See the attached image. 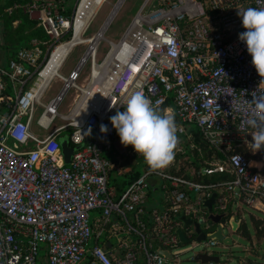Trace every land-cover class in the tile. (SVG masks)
Instances as JSON below:
<instances>
[{
	"label": "built area",
	"instance_id": "1",
	"mask_svg": "<svg viewBox=\"0 0 264 264\" xmlns=\"http://www.w3.org/2000/svg\"><path fill=\"white\" fill-rule=\"evenodd\" d=\"M67 2L13 0L4 8L9 14H27L46 39H30L6 65L0 64V264H36L41 248L46 264H179L171 252L183 244L176 229L197 243L193 222L202 213L201 201L210 196L202 197L208 185L172 173L173 158L117 191L111 177L122 176L130 166L123 168L113 157L130 162L139 154L131 145L117 143L108 117L122 110L135 91L158 109L171 95L172 107L163 111L172 110L179 119L176 135L189 139L187 127L194 124L223 153V159L206 161L202 173L232 175L215 197L217 211L229 204L255 207L264 202L263 167L231 151L234 144L251 142L246 124L254 109L251 99L264 94V77L237 38L244 31L237 11L264 8V0H143L116 42L102 36L108 44L102 60L96 61L95 44L88 54V41L68 76L57 75L63 81L60 90L42 103L52 79L42 87L40 72L73 21H68ZM86 62L88 83L79 86L75 80ZM92 83L98 93L107 83L108 92L90 101ZM70 87L81 94L73 111L62 115L58 107ZM36 105L42 107L36 125L43 135L29 128ZM56 117L66 122L49 129ZM102 123L108 126L106 133L99 131ZM62 130H69L70 146L80 145L68 164L57 137ZM109 152L113 156L107 157ZM157 188L169 204L148 207L147 190ZM93 210L99 215L91 217ZM183 218H190L191 225ZM215 243L200 244L208 248ZM157 248L170 256L163 257Z\"/></svg>",
	"mask_w": 264,
	"mask_h": 264
},
{
	"label": "clouds",
	"instance_id": "2",
	"mask_svg": "<svg viewBox=\"0 0 264 264\" xmlns=\"http://www.w3.org/2000/svg\"><path fill=\"white\" fill-rule=\"evenodd\" d=\"M237 15L244 29L237 38L245 44L255 71L264 77V8L249 6L239 9ZM251 102L254 109L246 124L252 129L248 144L252 152H256L264 150V94L253 96ZM108 120L119 142L124 146L131 145L151 170L162 169L173 160L177 144L174 112L154 107L142 91L133 92L122 110L115 111ZM99 131L106 133L108 126L100 124Z\"/></svg>",
	"mask_w": 264,
	"mask_h": 264
},
{
	"label": "trees",
	"instance_id": "3",
	"mask_svg": "<svg viewBox=\"0 0 264 264\" xmlns=\"http://www.w3.org/2000/svg\"><path fill=\"white\" fill-rule=\"evenodd\" d=\"M21 1V0H17ZM77 0H68L67 6V15L68 21L71 23L74 4ZM13 0H0V45L4 49V55L1 56V60L7 59V61L14 57L16 51L19 48L27 47L28 41L32 38H39L42 40L46 39V35L41 30V28L36 27V22L33 19H30L27 14L21 12L20 10H16L9 13L4 11V8L8 6ZM72 38L71 30H68V40ZM45 48V46H42ZM171 95H169L165 102L160 107V110H164L166 107H172ZM175 124L180 123L179 119L174 113ZM194 124H191L187 127V132L190 134V138L179 137L177 136V145L181 146V150H174V165L170 168L172 173L180 174L191 178V180H196L200 183L206 184V188L202 189V197H207L212 192L216 193V197H218L222 191L221 183L232 178V175L229 173H211L206 174L202 173L201 168L206 166V161L213 159H223V153L219 150L211 147L207 141L204 139L202 133ZM117 135V134H116ZM129 146V145H127ZM231 151L240 153L247 158L257 160L259 157L252 154L249 148L245 144H234L232 146ZM260 156L263 158V152L261 150ZM214 155V156H213ZM134 159L136 163L131 165L130 168L120 177H111L110 182L112 184H116V190H122L129 182L137 178L142 172L149 169V167L144 163L142 157L140 155H135ZM264 171V169H263ZM152 189L147 190V199H148V207L156 206L161 207L168 205L169 203L165 200V198L161 195H152ZM151 193V196H150ZM192 197V195H190ZM154 198L156 202H154ZM152 199V201H151ZM216 209V205L214 206ZM232 210L230 206L220 213V220L227 219L232 214L236 213L239 215V209ZM204 210V208H202ZM250 222H252L253 226L256 228L255 236L257 239H261L264 235V222L260 220V218L255 217L252 213H250ZM212 224L209 225L211 227ZM245 224H242L241 234H244L246 228H244ZM45 255L44 248H41L39 252Z\"/></svg>",
	"mask_w": 264,
	"mask_h": 264
},
{
	"label": "rangeland",
	"instance_id": "4",
	"mask_svg": "<svg viewBox=\"0 0 264 264\" xmlns=\"http://www.w3.org/2000/svg\"><path fill=\"white\" fill-rule=\"evenodd\" d=\"M117 0H103L100 1L98 3V6L96 7V9L94 10V13L92 14V16L89 18L85 28H83L84 30L81 33V38L84 40L83 43L74 46L68 53V55L65 57L66 59L64 60V63L61 67H59V71L58 74H60L61 76H66L69 72L70 69H73L76 64L78 63L77 61L80 60L81 56L85 54L86 50L88 49V41L92 43V46L89 48V50L94 48V44L97 46L95 49V58L96 61L102 60V58L104 57V55L107 52L108 49V44L105 42V40H103L102 36L106 39H109L113 42H116L119 37L121 36V34L124 32V30L126 29L125 27L129 25L131 19L133 18V16L137 13L139 7L141 6V4L143 3V0H122V2L120 3V5L118 4L117 8L115 9V11L111 14L108 24L104 27L103 24L104 22L107 20V18L109 17L110 13L113 10V6L116 4ZM155 4V0H152V2H150V4ZM147 10V9H146ZM68 30H71L72 32V37L74 36V29L71 23V28H67ZM99 32H101L100 37L97 38V40H90L95 34H98ZM70 38H71V34H70ZM64 41H69L68 40V34L64 35ZM101 39V40H99ZM88 40V41H87ZM95 41V42H94ZM51 49H53V46H51ZM88 50V52H89ZM4 55V49L2 48V46L0 45V61H4L1 60V56ZM7 60V59H6ZM89 76V62H86L80 70L79 76L78 78L75 80V84L79 85V86H85L88 83V80H85L83 84H81L80 82H82L83 79H85L86 77ZM28 84H30V82H28ZM63 81L58 77L55 76L49 86L47 87L45 93L43 94V97L41 98V102L42 103H47L48 100L54 96V94H56L60 88L62 87ZM72 92V93H71ZM69 94H71L73 97L75 96H79V94H81V92H79V90H77L74 87H70V89L67 91V93L65 94L64 98L62 99L61 103L59 104L58 107V112L62 115H67L71 112L70 108H68V98H69ZM72 99V98H71ZM42 112V107L39 105H36L33 111V115H32V119H31V131L35 134L38 135H43L45 132L43 130H41L40 128H38V126L36 125V120L38 119L40 113ZM69 121V120H68ZM65 120H62L59 117H56V119L53 121V124L51 125V127H49V129H53L54 127H59V125L65 123ZM194 126V125H193ZM68 131L69 130H62L61 134H64V137L61 138H66L68 136ZM59 137V140L61 139ZM246 146L249 148V150L251 151L252 154L256 155L257 157H259V159L257 158V160L255 161H261L264 162V156L263 158L260 156V152L261 150H257L256 152H252V148L249 146V144H246ZM263 152V150H262ZM250 159V158H248ZM251 161H254L253 159H250ZM253 165H257L256 163H253ZM258 166V165H257ZM264 166V165H261ZM120 177V176H118ZM152 195L154 196H158L160 194L159 189L157 188V190H151ZM151 196V193H150ZM156 198H154V202ZM152 201V199H151ZM242 207H244L247 211L244 214V222L247 225V230L249 231L251 237H252V246L250 249H248L246 247V252L247 254H245V252L240 251L239 255L240 257H244L246 256V258L252 262V263H256V264H264V259L260 260V256H261V249H264V235L263 237L256 242L254 240V233L256 232V228L252 227L250 224V217H249V213H252L253 215H255L256 217H259L260 220H262V222H264V213L262 212H258V211H254L252 210V208H249L248 206L243 205ZM251 210V211H249ZM98 214L96 216L99 215V212H97ZM93 217V215L91 216ZM198 217V216H197ZM202 227H205L204 224H202ZM233 239L235 241V243H239L240 246L236 247V248H243L245 247L244 245L246 244V241L242 240L241 238H238L237 236H233ZM254 244V246H253ZM247 246L249 247L250 244L248 243ZM203 249V245L195 243L193 241L186 243V244H177L176 246L171 248V252L173 254H175L174 257H176L177 261L179 264H198V262L191 260V256H192V251L195 250H202ZM258 250V252H257ZM207 251L210 253H221L222 251V246L218 243H215L213 246H209L207 248ZM41 252L38 253L37 255V262L36 264H46L45 260V255L41 254ZM225 254H222L221 260L219 262V264H248L246 262L243 261H232L231 259H224L225 258Z\"/></svg>",
	"mask_w": 264,
	"mask_h": 264
},
{
	"label": "water",
	"instance_id": "5",
	"mask_svg": "<svg viewBox=\"0 0 264 264\" xmlns=\"http://www.w3.org/2000/svg\"><path fill=\"white\" fill-rule=\"evenodd\" d=\"M80 0L76 2L74 14L71 17L72 20L74 19V15L76 12L77 5ZM73 22V21H72ZM59 146L61 149V153L63 156L62 161H64L65 164H68L70 162L71 154L73 150L76 148H80V145L75 146L74 148L69 145V142L66 138H61L59 140ZM114 162L119 163L122 167H128L129 165H134L136 163L135 160H132L131 162H126V160H120L114 159ZM215 197L216 193L212 192L208 198H205L201 201V206L205 207L207 210V217L206 220L202 217H199L197 221L193 222L194 232L196 233L195 241L200 244L203 241H207L210 239H213L216 241V243L220 244L222 246V251L220 254H225L224 259H231L232 261H243L248 264H256L250 262L246 256L240 257L239 252H244V248H236L240 246L239 243H235L233 236H237L238 238L240 235H238L239 232H241L242 227V219L237 218L232 214L227 219L220 220V213H214L212 211L213 205L215 203ZM185 225H191L190 218H183L182 219ZM207 223L208 225L212 224L211 227H201V224ZM176 233L178 236V239L181 243L186 244L189 243V239L184 235V232L181 228L176 229ZM243 240V238H241ZM109 246V243L102 246L103 250H106V248ZM159 254L163 255V257L168 258L170 256V253L167 250H163L160 248H157L156 250ZM247 252L245 251L246 255ZM218 253H210L207 251V248H203L202 250H195L192 251L191 260H194L198 262V264H219L221 257L218 256ZM264 259V251L261 253L260 260Z\"/></svg>",
	"mask_w": 264,
	"mask_h": 264
},
{
	"label": "bare ground",
	"instance_id": "6",
	"mask_svg": "<svg viewBox=\"0 0 264 264\" xmlns=\"http://www.w3.org/2000/svg\"><path fill=\"white\" fill-rule=\"evenodd\" d=\"M100 1H103V0H80L79 1L77 8H76L75 15H74V19L72 22V26L74 29V36L69 41L62 42L61 44L57 45L52 50L47 64L40 72V80H41L42 87H44L48 83L49 80L53 79L54 76L58 75L59 67L62 64V61L68 55L69 51L74 46L79 45L84 42V40L81 38V33L84 30L83 28H85L89 18L94 13V10L96 9ZM117 6L118 5H116L115 8L113 9L114 11L117 8ZM110 16L107 18L104 26L108 24ZM70 28H71V25H70ZM100 33L101 32H99L98 34H95L90 40H97V38H99L101 35ZM93 50L94 48L89 50L88 54L92 53ZM66 83L69 85L70 81L67 80ZM93 85L94 83L90 84L87 89V92H90L91 94V96H89L90 101H93L94 97H96L97 94L105 95V93L108 92L107 83L103 87H101L100 90L102 91H100L99 93L97 92L98 91L97 87L93 88Z\"/></svg>",
	"mask_w": 264,
	"mask_h": 264
},
{
	"label": "crops",
	"instance_id": "7",
	"mask_svg": "<svg viewBox=\"0 0 264 264\" xmlns=\"http://www.w3.org/2000/svg\"><path fill=\"white\" fill-rule=\"evenodd\" d=\"M77 2V1H76ZM119 0H117V2H116V4L113 6V9L115 8V6L116 5H118L119 3ZM122 2V1H121ZM120 2V3H121ZM76 4V3H75ZM75 4H74V8L73 9H75ZM120 5V4H119ZM67 6H68V2H67ZM114 11V10H113ZM113 11L110 13V15L113 13ZM73 12H74V10H73ZM109 15V16H110ZM66 59V58H65ZM64 59V60H65ZM64 60L62 61V64H61V67H62V65H63V63H64ZM6 62H7V60L5 59L3 62L2 61H0V64L1 65H6ZM72 69H70L69 70V72H68V74L70 73V71H71ZM68 74L66 75V76H63V77H67L68 76ZM88 79V77H86L85 79H83L82 80V82H80L81 84H83L84 83V81L85 80H87ZM72 93V92H71ZM70 96H69V98H68V108H70V110L71 111H73V109H74V107H75V105H76V103H77V101H78V99H79V96H75V97H73L71 94H69ZM72 98V99H71ZM179 137H183L182 135H178ZM58 140H59V137L61 138V137H64V134H59L58 136ZM116 141H117V143H120L119 142V139H116ZM246 145V144H245ZM106 156L107 157H111V156H113V153H111V152H109V153H107L106 154ZM214 156V155H213ZM114 157H113V161H114ZM132 161V160H131ZM130 161V162H131ZM136 161V160H135ZM253 163H256L257 165V167H263L262 168V171H263V169H264V166H261V165H264V162H261V161H252ZM129 163V162H128ZM129 166H131V165H129ZM128 166V167H129ZM255 166V165H254ZM123 168H126V167H123ZM264 172V171H263ZM110 184L111 185H113L114 187H116V184H112L111 182H110ZM214 206H215V203H214V205H213V209H212V211L214 212V210H215V212H218L217 211V209H214ZM228 206H230L231 208H232V210H233V212H234V210H236L235 208H238L239 210V215H236V213H234L233 215L236 217V219L237 218H241L242 219V224L244 223L245 224V228H247V225H246V223L244 222V214H245V212L247 211L244 207H242L241 205H239V206H234V205H228ZM202 208H204V210H202V212L204 213V214H206V216H204V215H202V218H203V220L205 219L206 220V217H207V210H206V208L205 207H202L201 206V209ZM249 208H252V210H254V211H258V212H262V213H264V202H259V204H258V206H255V207H249ZM249 211H251V210H249ZM98 211H96V210H93V211H91L90 212V216H92L93 215V217L94 216H96L98 213H97ZM201 217V216H200ZM249 217H250V213H249ZM256 217V216H255ZM259 218V217H258ZM251 221V220H250ZM249 221V222H250ZM250 224H251V226L252 227H254L253 226V224H252V222H250ZM204 226L206 227V226H209L207 223H204ZM201 227H202V224H201ZM248 229V228H247ZM195 233V232H194ZM196 234V233H195ZM264 251V249L262 250L261 249V252H263ZM257 252H258V250H257Z\"/></svg>",
	"mask_w": 264,
	"mask_h": 264
},
{
	"label": "flooded vegetation",
	"instance_id": "8",
	"mask_svg": "<svg viewBox=\"0 0 264 264\" xmlns=\"http://www.w3.org/2000/svg\"><path fill=\"white\" fill-rule=\"evenodd\" d=\"M202 215L206 216V214H204L203 212L200 214V216L202 217ZM244 228H245V226H244ZM238 235H240L239 237L243 238V240L246 241V244L244 245L245 247H243V248H244V252L246 251V247H247L248 249H250L251 246H252V240H253V239H252V237H251L249 231L247 230V228H246V231H245L244 234H241V232H239ZM254 236H255V233H254ZM194 237H195V235H194ZM254 240H255L256 242H258L260 239L258 240L257 237L255 236V237H254ZM248 243L250 244L249 247L247 246ZM253 246H254V244H253ZM218 254H219V253H218ZM218 256L222 257V254H219Z\"/></svg>",
	"mask_w": 264,
	"mask_h": 264
}]
</instances>
